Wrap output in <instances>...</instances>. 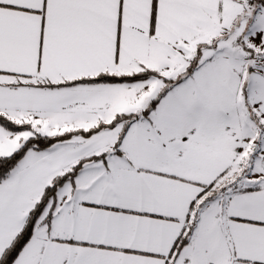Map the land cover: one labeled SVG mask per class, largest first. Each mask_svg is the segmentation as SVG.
<instances>
[{
    "label": "snow or ice",
    "instance_id": "1",
    "mask_svg": "<svg viewBox=\"0 0 264 264\" xmlns=\"http://www.w3.org/2000/svg\"><path fill=\"white\" fill-rule=\"evenodd\" d=\"M0 264H264V0H0Z\"/></svg>",
    "mask_w": 264,
    "mask_h": 264
}]
</instances>
